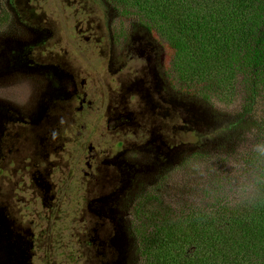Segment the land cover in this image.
<instances>
[{
  "label": "rangeland",
  "instance_id": "obj_1",
  "mask_svg": "<svg viewBox=\"0 0 264 264\" xmlns=\"http://www.w3.org/2000/svg\"><path fill=\"white\" fill-rule=\"evenodd\" d=\"M209 6L214 27L233 5L212 20ZM0 18V264H264L249 214L264 184L259 81L256 127L232 132L251 77L224 66L201 82L109 0H0ZM192 218L210 228L189 244L175 231Z\"/></svg>",
  "mask_w": 264,
  "mask_h": 264
},
{
  "label": "trees",
  "instance_id": "obj_2",
  "mask_svg": "<svg viewBox=\"0 0 264 264\" xmlns=\"http://www.w3.org/2000/svg\"><path fill=\"white\" fill-rule=\"evenodd\" d=\"M109 2L114 4L120 14L138 18L143 29L152 38L158 40L157 35L162 36L167 44H163V48L166 52L167 50L169 53L174 52L172 61L187 64L193 70L197 66L195 74L200 76L201 82L207 81V78L210 77L208 76L209 72L221 70L224 66L231 73H244L245 76L247 73V77H251L250 93L252 98L250 104L245 107L246 112L241 115L239 121L230 126L229 131L244 132L256 127L257 122L254 121L252 111L255 105L253 95L257 96L258 81L264 86V0H109ZM209 3L214 5L209 6V20L214 19L212 15L214 7L219 12L224 10L220 13L223 15L233 5L232 12L225 17L224 23L223 19H220L213 27L212 21L199 16L200 11L204 10ZM181 11L184 13L180 14ZM251 13H253L252 22L245 24L244 18ZM1 18L0 23L2 22ZM191 69H188V73ZM187 80L193 81L194 75L188 74ZM124 174L126 175V171ZM259 187L257 204L251 208L249 214H254L250 216V220L253 226L259 225L260 235L264 238V184L260 181ZM152 197L153 195L138 200L135 211L138 214L146 213L147 210L143 207H146L147 203L148 205L149 202L151 203ZM154 199L157 200L158 196L155 195ZM157 220L161 221L160 231H172L169 228L171 225L166 228L167 220L164 218H157ZM189 220L184 232L179 230L175 232L178 233L177 239L181 241V238L184 237L183 242L193 244L198 241L197 238L203 236L207 226L208 229L210 228V222L205 221L204 218ZM169 236H171V232ZM224 237L225 235L214 234L210 239L226 246ZM263 238L260 237L259 240ZM175 241L176 239L173 240V244ZM158 248L166 251V248H169L167 241L160 244ZM143 252L148 254L146 249ZM153 257L156 260L161 258L160 254H155ZM237 258V255H233L227 260L225 258L226 264H236ZM204 261L205 259L199 261L196 257L195 260H190L189 264H204ZM163 264L185 263L181 258L177 260L170 258V255H164Z\"/></svg>",
  "mask_w": 264,
  "mask_h": 264
},
{
  "label": "flooded vegetation",
  "instance_id": "obj_3",
  "mask_svg": "<svg viewBox=\"0 0 264 264\" xmlns=\"http://www.w3.org/2000/svg\"><path fill=\"white\" fill-rule=\"evenodd\" d=\"M85 102V101H84ZM52 132H55V131H52ZM90 153H91V155H90V157L88 158V161H86V166L87 167H92V163L93 162H95L96 161V158H97V154H95L94 153V148L92 147L91 148V150H90ZM125 175V174H124ZM124 175H123V178H124ZM111 185H113V182L111 183ZM115 185H117L116 183H115V181H114V186ZM119 190V189H118ZM117 194V192L115 191V189L113 190V192H112V194L110 195V196H114V195H116ZM109 199H110V197H109ZM4 218V216L3 215H0V222L2 221V219ZM8 227V225L7 224H4L2 227L0 226V228L3 230V232H5V231H7V230H5V228H7ZM2 232V233H3ZM25 244H23L22 246H24ZM16 246V245H15ZM20 250V249H19ZM20 264V263H19Z\"/></svg>",
  "mask_w": 264,
  "mask_h": 264
},
{
  "label": "clouds",
  "instance_id": "obj_4",
  "mask_svg": "<svg viewBox=\"0 0 264 264\" xmlns=\"http://www.w3.org/2000/svg\"><path fill=\"white\" fill-rule=\"evenodd\" d=\"M258 150L261 151V152H264V145H259L258 146Z\"/></svg>",
  "mask_w": 264,
  "mask_h": 264
}]
</instances>
